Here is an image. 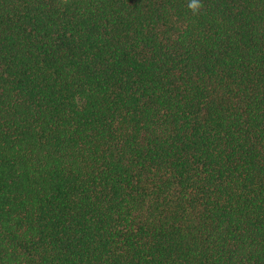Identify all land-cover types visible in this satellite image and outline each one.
Segmentation results:
<instances>
[{
    "label": "trees",
    "instance_id": "trees-1",
    "mask_svg": "<svg viewBox=\"0 0 264 264\" xmlns=\"http://www.w3.org/2000/svg\"><path fill=\"white\" fill-rule=\"evenodd\" d=\"M0 264H264V0H0Z\"/></svg>",
    "mask_w": 264,
    "mask_h": 264
},
{
    "label": "clouds",
    "instance_id": "clouds-1",
    "mask_svg": "<svg viewBox=\"0 0 264 264\" xmlns=\"http://www.w3.org/2000/svg\"><path fill=\"white\" fill-rule=\"evenodd\" d=\"M189 7L190 8H195V7H197V5L195 3H191V4H189Z\"/></svg>",
    "mask_w": 264,
    "mask_h": 264
}]
</instances>
